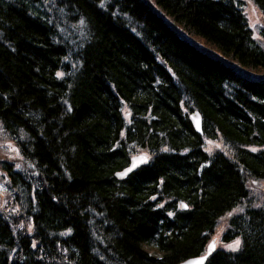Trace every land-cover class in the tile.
I'll return each mask as SVG.
<instances>
[{
	"label": "trees",
	"instance_id": "16d2710c",
	"mask_svg": "<svg viewBox=\"0 0 264 264\" xmlns=\"http://www.w3.org/2000/svg\"><path fill=\"white\" fill-rule=\"evenodd\" d=\"M247 1L264 22V0H0V141L20 154L0 157L16 205L0 206V264H177L231 210L220 240L239 246L205 264H264L248 186L264 181V41Z\"/></svg>",
	"mask_w": 264,
	"mask_h": 264
},
{
	"label": "rangeland",
	"instance_id": "374dc122",
	"mask_svg": "<svg viewBox=\"0 0 264 264\" xmlns=\"http://www.w3.org/2000/svg\"><path fill=\"white\" fill-rule=\"evenodd\" d=\"M245 14L248 19V24L252 29L253 35L264 41V36L261 34L263 31L264 33V22L262 19L261 12L257 9L255 5L251 2H246L244 4ZM1 134V132H0ZM225 145L220 138L216 139H205L204 148L208 152H212L215 149L223 148L225 149ZM20 154L18 151L17 146L15 143L10 139H5L0 141V157L1 158H16L18 160ZM250 194L254 197L256 203H264V181H250L248 183ZM0 206H5L6 210H15L16 205L12 204V200L9 197V193L6 192V184L4 177L1 176L0 171ZM234 210L229 211L224 217L219 220V223L210 237V240L213 239L215 241L216 247L223 246L225 248L234 249L236 248V242L239 241V238H236L230 242H222L220 240V235L222 230L225 228L226 225V216L228 217L230 214L233 213ZM209 240V241H210Z\"/></svg>",
	"mask_w": 264,
	"mask_h": 264
},
{
	"label": "water",
	"instance_id": "95a60500",
	"mask_svg": "<svg viewBox=\"0 0 264 264\" xmlns=\"http://www.w3.org/2000/svg\"><path fill=\"white\" fill-rule=\"evenodd\" d=\"M189 120L194 127V129L198 132L202 131V126H201V114L198 109H194L188 114ZM148 159V154L146 152H139L135 153L130 156L129 162L126 166H124L122 169L117 170L114 172V174L118 177H123L127 175L129 172L132 170L136 169L139 165L142 163L146 162ZM1 192V190H0ZM181 206L185 208L187 204L182 201ZM215 241L211 239L207 245H206V250L203 253L189 256L181 261H179L177 264H205L208 255L215 249Z\"/></svg>",
	"mask_w": 264,
	"mask_h": 264
},
{
	"label": "snow or ice",
	"instance_id": "6c2138e0",
	"mask_svg": "<svg viewBox=\"0 0 264 264\" xmlns=\"http://www.w3.org/2000/svg\"><path fill=\"white\" fill-rule=\"evenodd\" d=\"M239 243H240L239 241H237V242H236V247H238V246H239Z\"/></svg>",
	"mask_w": 264,
	"mask_h": 264
}]
</instances>
